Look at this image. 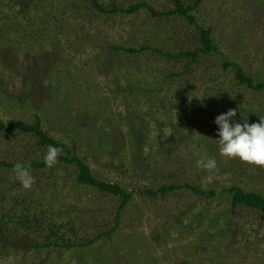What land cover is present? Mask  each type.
Instances as JSON below:
<instances>
[{
    "label": "rangeland",
    "instance_id": "rangeland-1",
    "mask_svg": "<svg viewBox=\"0 0 264 264\" xmlns=\"http://www.w3.org/2000/svg\"><path fill=\"white\" fill-rule=\"evenodd\" d=\"M98 1L106 9L113 1L173 8L172 0ZM192 15L211 29L217 52L191 64L155 51L200 47L198 30L181 17L103 14L86 0H0V121L38 118L96 179L133 192L109 237L86 248L35 250L51 232L69 243L108 233L120 201L77 185L76 168L64 163L32 169L31 190L0 168V264H264L262 213L232 211L221 194L238 186L264 196V168L222 157L214 123L229 109L237 123L264 119V91L237 86L235 71L223 66L233 62L264 82V0H202ZM165 130L172 135L164 138ZM46 151L31 134L0 133V162L43 163ZM204 157L215 158L212 173L197 166ZM172 185L216 196L138 193ZM25 217L40 226L21 225Z\"/></svg>",
    "mask_w": 264,
    "mask_h": 264
},
{
    "label": "trees",
    "instance_id": "trees-1",
    "mask_svg": "<svg viewBox=\"0 0 264 264\" xmlns=\"http://www.w3.org/2000/svg\"><path fill=\"white\" fill-rule=\"evenodd\" d=\"M91 8L97 10L99 13L103 14H121V15H133L138 13L141 10H148V12L153 17H173L178 16L185 19L188 24L192 27H195L199 32V43L200 47L196 48L194 51L181 52L179 54L171 55L165 54L160 49H155L156 52L162 54L164 57L172 58V59H180V58H190L191 64L195 63L200 56H205L208 54H215L217 52V48L213 42L211 36L210 28L199 27L195 17L192 13L200 6L202 0H195L194 3L189 4L186 0H172L173 8L164 12L155 11L150 5L146 2H138L135 5H130L128 8L118 7L116 3L111 2V8H107L102 6L98 0H86ZM113 51H121L128 54H138L141 50L152 49L151 47L132 49V48H123V47H111ZM224 69L232 68L235 71V77L237 79V86L245 87L246 89L253 91L255 93H260L264 91V82L259 80H254L248 77L243 69L235 64L230 62H224ZM190 66L183 72V74H187L190 71ZM179 74H172L171 77L178 76ZM22 133V134H31L37 138V144L39 147L47 148L49 145L54 147L62 148L65 151V156L58 157V163H64L69 166H74L77 170L76 173V182L79 186H87L90 188H94L99 193L116 197L120 201V205L117 209L116 213V225L108 232L103 234H98L93 240L86 243H69L67 240L57 239L54 240L52 238L56 237V234L51 232L50 236H46L44 238V243L35 242L32 246L35 250L45 249V248H61V249H72V248H86L93 245L96 241H99L103 236L109 237L112 233H114L119 226L120 216L124 208L131 202L133 197V192H127L124 188H122L118 184L107 183L104 181H100L96 179L88 166L77 156L73 155L66 146L63 144L56 142L51 137L47 135V133L42 130L41 122L38 118H36L34 124L30 125L24 123L22 121H12L8 124H5L3 121H0V133L3 134H12V133ZM15 165L9 164L7 162H0V168H6L13 170ZM29 171L32 169H40L46 167L45 163H32L29 166H26ZM191 191L197 195H207L208 197H215L216 194L214 192H206L200 190L198 187L191 185H182V186H164L156 191L153 189H145L139 190L138 193L141 195H147L151 198H156L159 195L165 196L168 193H172L175 191L182 190ZM221 194H225L229 196L231 210L234 211L238 207H242L251 211H257L262 213V220L264 221V196L259 194L258 192H246L242 188L238 186H231L227 189L222 190ZM29 218L25 217L21 220V225L25 227H32L29 223H34L37 227L40 226V221L38 219L28 220ZM53 228H55L53 226ZM0 236L3 238L5 236L4 229L0 228Z\"/></svg>",
    "mask_w": 264,
    "mask_h": 264
},
{
    "label": "clouds",
    "instance_id": "clouds-1",
    "mask_svg": "<svg viewBox=\"0 0 264 264\" xmlns=\"http://www.w3.org/2000/svg\"><path fill=\"white\" fill-rule=\"evenodd\" d=\"M237 115L235 109L218 115L214 123L218 126L219 152L227 159H239L242 163H248L255 167L264 168V119L259 123L249 124L244 121L242 124L234 122ZM172 135L171 130L164 131V138ZM63 149L49 145L44 156V163L52 168L58 163V156ZM197 166L209 173L217 168L215 158H201L197 160ZM15 177L22 184L23 188L31 190L36 182L35 177L23 164H16L14 169ZM211 179V176L208 177Z\"/></svg>",
    "mask_w": 264,
    "mask_h": 264
}]
</instances>
